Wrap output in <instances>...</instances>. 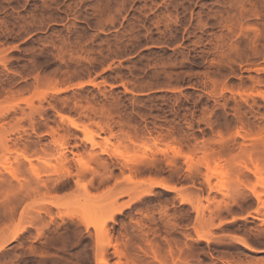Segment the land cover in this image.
<instances>
[{
  "label": "rangeland",
  "instance_id": "rangeland-1",
  "mask_svg": "<svg viewBox=\"0 0 264 264\" xmlns=\"http://www.w3.org/2000/svg\"><path fill=\"white\" fill-rule=\"evenodd\" d=\"M0 264H264V0H0Z\"/></svg>",
  "mask_w": 264,
  "mask_h": 264
},
{
  "label": "bare ground",
  "instance_id": "bare-ground-1",
  "mask_svg": "<svg viewBox=\"0 0 264 264\" xmlns=\"http://www.w3.org/2000/svg\"><path fill=\"white\" fill-rule=\"evenodd\" d=\"M58 90H56V92H57ZM63 119H67L68 121H70L71 122V124L74 126L75 125V122H74V119L73 118H70V117H66V116H63L62 117ZM66 120V121H67ZM86 131V130H85ZM89 131V130H88ZM88 134H90V132H88ZM91 138V137H90ZM65 152H63L62 154H61V156L63 155V157H64V160H66V159H68V157L64 154ZM24 157V159H26V160H28L29 162H31V158L30 157H26V156H23ZM67 162V161H66ZM32 165V164H31ZM69 174H71V173H69ZM78 175H80L81 173L80 172H78L77 173ZM108 176H106L105 178H107ZM79 178L76 180V183H79ZM92 185H93V181H91L90 182ZM47 189H50L49 188V184L47 183V182H43L42 183ZM60 184V183H59ZM60 186V185H59ZM62 186V185H61ZM155 186H161V187H163V188H165L166 190H168V191H173V190H175V186H173V185H170V184H166V183H164V182H157V181H153V182H151L150 183V186L147 188V189H145L141 194H139V195H136V196H134V197H131L127 202H125V203H122L119 207H117L112 213H110L109 215H108V217H107V219H105V221H103L101 224H98V226H99V228H100V230L101 229H104L105 230V225H106V223L108 222V221H111V220H114L115 219V216L117 215V214H120V213H122V211L124 210V208H126V207H128V206H130L131 204H133V203H135V202H137L138 200H140L143 196H145V195H148V194H151L152 193V188L153 187H155ZM51 187V186H50ZM39 188V184L37 185V186H35V187H32V189H28V188H25V192H26V196L27 195H30V193L32 192V191H35V190H37ZM24 196V195H23ZM256 197L259 199L260 198V196L258 195V194H256ZM49 204L50 205H54V204H56L55 202H49ZM13 212V211H12ZM97 226V227H98ZM21 233V230L20 231H18V232H15L14 234H12V236L10 237V239H12V240H14L15 238H17L18 236H19V234ZM250 244H248V243H246L245 244V246H247L248 248H250L251 250H254L253 249V247L251 248V246H249Z\"/></svg>",
  "mask_w": 264,
  "mask_h": 264
}]
</instances>
